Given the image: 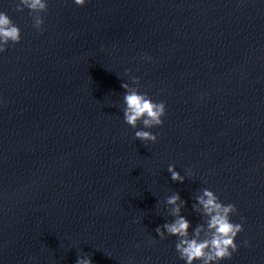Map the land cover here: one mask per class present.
<instances>
[{
	"label": "water",
	"instance_id": "obj_1",
	"mask_svg": "<svg viewBox=\"0 0 264 264\" xmlns=\"http://www.w3.org/2000/svg\"><path fill=\"white\" fill-rule=\"evenodd\" d=\"M16 2L0 0L21 30L0 52V264H185L155 228L178 192L191 234L205 187L243 226L218 264H264V0H47L41 31ZM131 76L165 103L155 142L123 120Z\"/></svg>",
	"mask_w": 264,
	"mask_h": 264
},
{
	"label": "clouds",
	"instance_id": "obj_2",
	"mask_svg": "<svg viewBox=\"0 0 264 264\" xmlns=\"http://www.w3.org/2000/svg\"><path fill=\"white\" fill-rule=\"evenodd\" d=\"M78 6H83L85 0H74ZM29 10V15L33 21V27L41 31L43 24L42 12L48 8L47 0H18L15 3L14 10L22 12ZM21 40V30L12 21L4 11H0V52L6 50L9 44L18 43ZM145 57H141L144 59ZM151 59V57H147ZM130 72L125 69V74ZM132 85L122 82L121 87L126 91L123 94V120L133 129L137 128L138 123L142 124L140 130L134 133L135 138L140 141L155 142L157 136L151 131L144 129L152 128L163 123L162 117L165 115V103L163 101L155 102L146 92H139V77L131 76ZM167 171L171 175L172 181L184 182L186 175L191 174V170H186L185 175H181L175 170L174 165H168ZM167 214L172 219L163 225L155 228V232L161 240L168 236H175V250L179 258L185 261V264H194L199 261L200 264H218L219 261L231 258L237 250L238 245L235 237L243 231L241 223L232 222L231 215L237 213V208L232 203H222L219 197L209 188L197 190L194 196L192 209L204 218V223H197L192 228L191 234L189 228L191 222L181 215V209L185 201L181 199L178 192H174L165 199ZM243 219V217H241ZM247 244V241H244ZM75 264H93L90 254L84 253L78 255Z\"/></svg>",
	"mask_w": 264,
	"mask_h": 264
}]
</instances>
